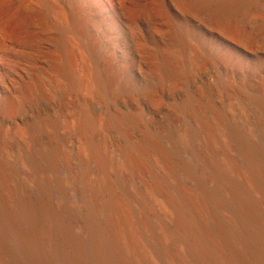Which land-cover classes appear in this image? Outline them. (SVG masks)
Returning a JSON list of instances; mask_svg holds the SVG:
<instances>
[{"label": "bare ground", "instance_id": "bare-ground-1", "mask_svg": "<svg viewBox=\"0 0 264 264\" xmlns=\"http://www.w3.org/2000/svg\"><path fill=\"white\" fill-rule=\"evenodd\" d=\"M0 264H264V0H0Z\"/></svg>", "mask_w": 264, "mask_h": 264}]
</instances>
